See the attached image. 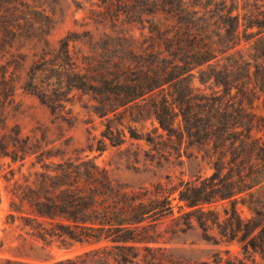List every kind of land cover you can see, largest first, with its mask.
I'll use <instances>...</instances> for the list:
<instances>
[{
    "label": "trees",
    "instance_id": "trees-1",
    "mask_svg": "<svg viewBox=\"0 0 264 264\" xmlns=\"http://www.w3.org/2000/svg\"><path fill=\"white\" fill-rule=\"evenodd\" d=\"M98 1L99 13L111 24L104 35L114 55L99 67H81L71 58L70 40H62L63 57L73 61L74 68L64 86L92 91L103 105L98 111L102 116L129 111L137 120L154 118L158 129L181 135L203 150L212 171L191 180L168 178L130 188L89 155L50 153L39 139L22 137L17 128L14 141L7 135L0 139V156L16 160L34 155L43 171L16 185L8 216L23 220L47 243L70 240L90 246L48 264H165L163 247L154 244L160 242L162 219L176 210L187 227L199 226L208 240L215 229L216 244L237 242L244 255L221 249L212 259L194 264H264V115L255 108L258 86L264 91V76H256V87H237L233 93L227 76L233 65H226L214 75L221 89L207 93L193 85V70L235 45L219 49L206 32H194L190 20H179L194 13L185 0ZM147 16L151 19L144 25L147 32L140 45L128 27L135 18L144 23ZM63 84L62 79L49 84L50 92L32 83V93L55 108ZM104 136L114 142L112 136ZM131 136L139 138L134 131ZM57 156L60 160L53 161ZM218 203L221 209L212 208ZM241 206L250 216L242 215ZM0 264L38 263L0 258Z\"/></svg>",
    "mask_w": 264,
    "mask_h": 264
},
{
    "label": "rangeland",
    "instance_id": "rangeland-1",
    "mask_svg": "<svg viewBox=\"0 0 264 264\" xmlns=\"http://www.w3.org/2000/svg\"><path fill=\"white\" fill-rule=\"evenodd\" d=\"M185 2L194 13L179 20H190L193 31L206 32L219 49L235 45L219 59L196 67L193 85L207 93L216 92L221 88L214 75L233 65L227 74L233 93L237 87H256V76H264V0ZM99 4L98 0H0V139L7 135L14 141V131L20 128L22 137L39 139L50 153L74 158L89 155L130 188L168 178L178 182L209 175L212 170L204 151L181 135L170 136L158 129L154 118L137 120L129 111L102 116L98 111L103 105L92 91L64 86L74 68L73 61L63 57L62 40H70L71 58L81 67H97L114 55L111 40L104 35L110 32L111 24L99 13ZM135 19L137 22L128 28L141 45L147 32L144 25H149L151 17H144V23ZM58 79L64 81V88L59 89L60 105L52 108L33 94L32 88L52 92L49 84ZM259 86L255 108L264 115V91ZM132 131L139 138H133ZM104 134L112 136L114 142ZM52 159L59 161L60 156ZM41 171L42 163L34 155L16 160L0 156V258L48 264L90 248L70 240L47 243L34 236L23 220L8 216L16 185ZM221 204L212 208L221 209ZM240 211L244 217L250 216L246 207L241 206ZM179 214L176 210L159 225L160 242L154 245L163 247L165 264H194L212 259L221 249L244 256L239 243L216 244L214 239L219 237L215 229L210 230L212 238L208 240L199 226L187 227Z\"/></svg>",
    "mask_w": 264,
    "mask_h": 264
}]
</instances>
